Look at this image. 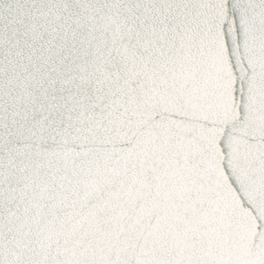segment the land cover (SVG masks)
<instances>
[{"label":"water","instance_id":"water-1","mask_svg":"<svg viewBox=\"0 0 264 264\" xmlns=\"http://www.w3.org/2000/svg\"><path fill=\"white\" fill-rule=\"evenodd\" d=\"M0 264H264V0H0Z\"/></svg>","mask_w":264,"mask_h":264}]
</instances>
